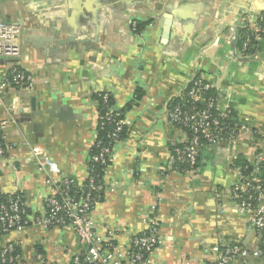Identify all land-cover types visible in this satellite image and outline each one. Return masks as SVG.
Segmentation results:
<instances>
[{"label": "crops", "instance_id": "0c3cea01", "mask_svg": "<svg viewBox=\"0 0 264 264\" xmlns=\"http://www.w3.org/2000/svg\"><path fill=\"white\" fill-rule=\"evenodd\" d=\"M261 9L264 0H0V22L22 27L21 56L0 57V81L14 65L32 78L30 87L10 85L0 97L7 149L0 152V191L19 195L31 220L0 234V249L15 243L22 264H69L83 252L72 228H44L35 218L46 213L58 179L86 181L99 119L94 95L104 90L116 108L138 90L142 97L125 112L128 136L106 168L105 196L93 210L99 232L109 229L126 250L147 228L144 220L157 217L162 243L152 264H212L224 242L264 246L229 197L232 165L264 155V35L243 52L241 20ZM133 20L143 24L139 33ZM198 74L215 86L233 121L257 133L202 146L194 171L186 172L175 167L173 151L188 133L168 112ZM33 99L42 111L36 131L20 115L32 112ZM35 149L59 165L60 176L51 179Z\"/></svg>", "mask_w": 264, "mask_h": 264}, {"label": "built area", "instance_id": "2783aa9c", "mask_svg": "<svg viewBox=\"0 0 264 264\" xmlns=\"http://www.w3.org/2000/svg\"><path fill=\"white\" fill-rule=\"evenodd\" d=\"M241 20L242 50L247 52L264 35V11L254 14L247 12L241 16ZM131 26L134 33L140 32L138 20H133ZM21 33L20 25L0 22V57L17 59L21 56ZM31 81L29 74L14 65L9 76L0 81V97L10 85L30 87ZM231 119L232 111L218 105L215 86L202 74L196 75L182 95L172 103L168 112V120L188 133L187 141L174 148L175 167L186 172L194 171L202 146L235 143L246 134L257 133L249 124L233 123ZM124 126H126L124 119L118 121L115 137ZM117 143L113 148L104 147L100 154L93 156V159L108 166L114 159ZM34 153L41 157V165L49 170L51 179L60 176L61 169L56 162L49 156L42 155L38 149H35ZM263 167L264 155L260 152H256L254 159L245 165L234 163L232 170L236 174V179L229 190V197L234 208L247 217V223L264 236ZM87 179L90 182L88 188L98 191L105 188L104 183L96 185L89 173ZM84 184L77 185L75 180L68 176L58 179L52 193L46 199V213L35 218V222L44 228L70 227L75 231L83 246V252L76 255L69 264H152L151 257L162 243V228L158 218H146L144 221L148 223L147 228L133 236L128 249L120 250L113 232L106 228L105 233L98 231L93 219L96 204L91 192L80 197L72 192L75 186L82 190ZM30 222L19 195L9 194L6 202L0 203L2 234L21 229ZM17 250L15 243H7L1 247V263L22 264L21 250L20 253H17ZM218 250L220 254L212 264H231L239 257L244 261L251 257L264 259V246L249 249L239 243L224 242ZM39 263L57 264L44 258H41Z\"/></svg>", "mask_w": 264, "mask_h": 264}, {"label": "trees", "instance_id": "16d2710c", "mask_svg": "<svg viewBox=\"0 0 264 264\" xmlns=\"http://www.w3.org/2000/svg\"><path fill=\"white\" fill-rule=\"evenodd\" d=\"M143 24L139 23V31L142 29ZM142 97V92L138 90L134 99L124 108H116V103L114 97L109 91H100L94 95L95 100L99 104V119L97 125V139L95 144L90 150V159H89V168L88 173L90 177L94 178L95 184L104 182V175L106 172L107 166L102 163V161H96L93 159V156H96L101 153L104 147L113 148L114 144L120 141H124L128 136L127 127L124 126L121 131L117 133V137L114 136V133L117 128V123L121 119H124L125 112L131 108L137 100ZM233 121V119H231ZM233 123H236L233 121ZM0 149L2 150L1 154H6L7 149L3 141V135L0 130ZM240 165H245L248 161L239 159L236 162ZM263 178H264V167H263ZM89 179H86L84 187L82 190H79L78 187H73L72 192L76 194L77 197L84 196L91 192V195L94 198V203L96 204L99 201H102L105 196V188H102L100 191L95 189H90L87 187L89 185ZM9 198V194H3L0 191V203L6 202ZM0 234L1 231H0ZM17 253H20L18 248Z\"/></svg>", "mask_w": 264, "mask_h": 264}, {"label": "water", "instance_id": "95a60500", "mask_svg": "<svg viewBox=\"0 0 264 264\" xmlns=\"http://www.w3.org/2000/svg\"><path fill=\"white\" fill-rule=\"evenodd\" d=\"M264 11V9H261L259 10L258 12H262ZM249 11H245L242 13V16L247 13ZM257 13V12H256ZM41 106L39 107L38 104L36 103V100L33 99V104H32V112L30 113H25V112H21L20 115H21V121L23 122H27L30 124V127L33 129V130H38V128L41 127L42 124H39V123H34L33 120L36 118L37 115H39V113H41L42 111L40 110Z\"/></svg>", "mask_w": 264, "mask_h": 264}, {"label": "rangeland", "instance_id": "374dc122", "mask_svg": "<svg viewBox=\"0 0 264 264\" xmlns=\"http://www.w3.org/2000/svg\"><path fill=\"white\" fill-rule=\"evenodd\" d=\"M262 154H263V153H262ZM251 262H252V261L250 260V263H251ZM257 263H259V264H264V262H261V261H260V262H257Z\"/></svg>", "mask_w": 264, "mask_h": 264}]
</instances>
